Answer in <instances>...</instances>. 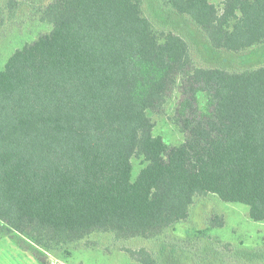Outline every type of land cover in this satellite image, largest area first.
<instances>
[{"label": "trees", "instance_id": "obj_1", "mask_svg": "<svg viewBox=\"0 0 264 264\" xmlns=\"http://www.w3.org/2000/svg\"><path fill=\"white\" fill-rule=\"evenodd\" d=\"M168 4L216 50L264 44V0H226L221 14L210 0ZM40 12L52 29L0 71L1 237L46 251L100 232L159 239L209 194L264 221V62L198 66L143 0H53ZM178 93L173 121L185 139L169 145L152 114ZM135 156L146 165L134 179ZM175 246L128 252L163 264Z\"/></svg>", "mask_w": 264, "mask_h": 264}, {"label": "rangeland", "instance_id": "obj_2", "mask_svg": "<svg viewBox=\"0 0 264 264\" xmlns=\"http://www.w3.org/2000/svg\"><path fill=\"white\" fill-rule=\"evenodd\" d=\"M52 1L0 0V71L15 50L52 29L51 24L41 19L40 12ZM225 1L210 0L220 14ZM143 9L159 31L175 32L186 38L193 59L200 67L240 70L255 65L254 62H264V57L259 55L264 44L242 52L214 49L189 16L176 13L168 0H143ZM256 51L258 55H255ZM175 95L164 111L152 114L154 134L161 136L169 145L181 144L185 139L173 121L180 93ZM132 163L135 179L146 161L141 156H135ZM19 237H9L13 243L17 242L18 256L25 255L22 252L25 248L39 261L42 258L45 264H140L128 249L144 247L159 251L161 247L171 249L174 244L175 253L164 256L163 264H264V221L253 220L248 205L223 201L216 194L196 198L189 208L187 220L169 228L159 239L138 237L117 240L112 233L100 232L75 244L46 251ZM182 240L188 242L186 251L178 246ZM1 244L3 249L8 250L6 242Z\"/></svg>", "mask_w": 264, "mask_h": 264}, {"label": "crops", "instance_id": "obj_3", "mask_svg": "<svg viewBox=\"0 0 264 264\" xmlns=\"http://www.w3.org/2000/svg\"><path fill=\"white\" fill-rule=\"evenodd\" d=\"M8 237H5L7 235L2 236L0 238V264H19L20 262L24 264H44L38 259H36L31 252L26 250L24 252L25 255H22L21 257L18 256V247L17 242H12L9 237H12L13 234H8ZM5 237V238H4ZM8 238V239H7ZM4 241L8 244V250L3 249L1 242Z\"/></svg>", "mask_w": 264, "mask_h": 264}]
</instances>
